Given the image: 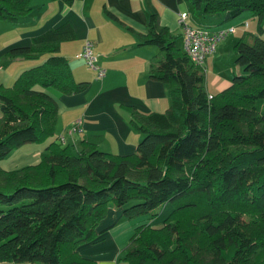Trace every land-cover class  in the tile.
<instances>
[{
  "label": "trees",
  "instance_id": "trees-1",
  "mask_svg": "<svg viewBox=\"0 0 264 264\" xmlns=\"http://www.w3.org/2000/svg\"><path fill=\"white\" fill-rule=\"evenodd\" d=\"M29 1L0 0V18L18 20ZM186 1L196 14H219L217 25L249 9L263 28L264 0ZM246 31L252 40L243 33L232 43L241 71L208 96L203 64L151 11L140 42L158 47L148 75L166 83L168 106H129L141 133L132 152L102 149L95 135L82 137L79 147L56 136L37 161L0 166V260L95 264L76 246L95 236L110 203L126 216H152L170 201L160 224L135 226L125 264H264V38ZM73 36L65 20L6 50L8 57H45L22 68L12 85L0 82V159L54 134L56 99L35 83L68 93L87 86L59 51V41Z\"/></svg>",
  "mask_w": 264,
  "mask_h": 264
},
{
  "label": "crops",
  "instance_id": "crops-1",
  "mask_svg": "<svg viewBox=\"0 0 264 264\" xmlns=\"http://www.w3.org/2000/svg\"><path fill=\"white\" fill-rule=\"evenodd\" d=\"M180 1L73 0L66 3L63 0H30L29 10L18 20L7 21L0 18V60L3 58L12 65L6 75L11 76L10 80L22 68L44 58L45 53L42 52L37 57H8V47L27 44L33 34L65 20L71 23L74 36L61 39L59 51L67 57L73 77L88 80L84 89L69 93L53 86L40 87L48 91L57 102L54 134L41 142L26 141L17 145L0 159V166L14 168L37 161L39 151L47 141L59 134H66L67 126L78 118L79 128L68 136V140L73 141L76 146H80L82 137L95 135L98 136L97 143L102 149L118 153L132 152L141 133L130 123L129 106L140 110H162L169 103L166 83L148 75L149 62L156 57L158 47L152 43L140 42L141 32L146 30L148 14L156 10L160 23L166 24L172 32L182 31V34L183 27L178 21L181 12L186 14L185 20L188 19L189 22L186 21L190 25L205 24L213 27L217 26L221 18L219 14L195 18L188 5ZM105 8L116 16L108 14ZM242 18H246V14L240 19ZM238 21L240 20H228L223 24H236ZM8 29H12V33L5 36L4 32ZM85 39L93 43L94 51L98 53L97 63L105 68L102 76H98L96 69L88 66L84 58L76 55ZM221 45L220 41L214 54H220ZM227 48V52L232 50V44ZM234 67L236 70L232 72H237L238 66ZM229 78L224 75L218 82V88L226 86ZM148 218L149 216L144 218V222H150ZM135 222L134 218L126 217L119 206L110 203L95 226V236L79 242L76 248L80 254L92 258L95 264H125L122 258L123 248L135 226L139 224ZM0 264L42 263L4 259L0 260Z\"/></svg>",
  "mask_w": 264,
  "mask_h": 264
},
{
  "label": "rangeland",
  "instance_id": "rangeland-1",
  "mask_svg": "<svg viewBox=\"0 0 264 264\" xmlns=\"http://www.w3.org/2000/svg\"><path fill=\"white\" fill-rule=\"evenodd\" d=\"M180 3L187 4L191 14L195 18L196 17L197 18L203 17L202 14H196L194 12V10L191 8L190 4L186 0H184V1L181 0ZM244 14H246V18L240 19ZM251 14L252 13L249 9H244L240 13H238L237 15H235L234 17L229 19V21H233V22H235V20H240V21H238L236 24L234 23V25L236 27L234 29V31L230 32L227 36H225L224 38H222L221 40L218 41V43L221 41V43L223 45V46L222 45L220 46V49H219V51H221L220 54L219 55L214 54L216 52L218 43H217L214 51L206 54L203 66H204V73H205L206 88H207V91L209 90L208 91L209 93H214L215 91H217L219 89L218 88L219 80L224 75L225 76L227 75L228 77H230L232 71L236 70V68L234 66H236V67L238 66V68H239L238 71L239 72L241 71V67L234 60L233 50H229L227 52V50H228L227 46L229 44H232L239 36H241L242 33H244L246 40H249V41L252 40V38H253L252 34L246 31V30H250V29L254 30L258 35H260L262 38H264V21H261L263 28L261 30H258V28H257V23H258L257 17H255ZM6 20L8 21L9 19H6ZM186 20L188 21V19H186ZM226 21H228V20H226ZM4 33H5V36L9 35L12 33V29H8V31L5 30ZM182 39H183V34L181 31V33H177V43L181 47L183 46V40ZM210 55H212V59L209 60V62H208V58L210 57ZM11 69H12V65L10 63H7V60H5V59L3 60V58H1V60H0V79L2 81H0V82L2 84L12 85L15 77L12 80H10L11 76L6 77V75L9 73V71ZM229 81H230V78H229ZM34 85L37 88L42 87L38 83H35ZM30 142H34V141H30ZM171 208H172V203L170 201H165L153 209L156 212L154 214H152V216H150L149 214L147 215V213H139V214H135L132 216H126V215L125 216L128 218H134V221H136L135 222L136 224H138L142 221L144 222V220H145L144 218H147V216H149L148 220H150V222L152 224L158 225L162 222V218L170 211Z\"/></svg>",
  "mask_w": 264,
  "mask_h": 264
},
{
  "label": "built area",
  "instance_id": "built-area-1",
  "mask_svg": "<svg viewBox=\"0 0 264 264\" xmlns=\"http://www.w3.org/2000/svg\"><path fill=\"white\" fill-rule=\"evenodd\" d=\"M185 15L181 12L178 18L183 27V48L194 62L202 65L206 54L214 51L218 41L234 31L235 25L228 23L213 27L192 26L185 20ZM76 55L84 58L89 66L95 68L98 76L104 74L105 68L97 63L98 53L94 51L93 43L89 39L84 40L82 48ZM208 96H211V93H208ZM79 125V118L71 122L66 128V134L57 135L60 141L67 142L68 136L72 135Z\"/></svg>",
  "mask_w": 264,
  "mask_h": 264
}]
</instances>
